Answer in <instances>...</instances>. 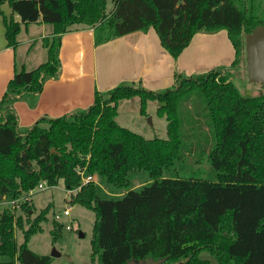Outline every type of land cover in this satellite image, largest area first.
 Returning <instances> with one entry per match:
<instances>
[{
  "label": "trees",
  "instance_id": "16d2710c",
  "mask_svg": "<svg viewBox=\"0 0 264 264\" xmlns=\"http://www.w3.org/2000/svg\"><path fill=\"white\" fill-rule=\"evenodd\" d=\"M257 1L114 0L108 10V0H0L7 46L15 48L22 27L31 23L53 27V34L42 40L47 59L34 69L16 67L1 98L0 203L20 198L43 180L51 186L62 180L68 190H76L72 202L97 216L93 264H126L149 256L172 264H264V93H241L229 67L176 73L175 83L160 90L126 81L105 92L96 90L87 108L42 116L31 126H20L14 107L17 100L40 94L46 80L59 75L61 38L74 24L91 26L97 44L154 27L174 58L197 32L227 29L235 48L231 65H236L245 33L264 24V2ZM194 92L204 96L210 122L201 124L190 114L186 127L181 107ZM134 96L141 98L142 114L150 100L159 102L158 115L167 118L166 138H147L118 123L119 102ZM189 157L197 162L206 157L217 180L173 176L178 162ZM82 170L117 194L106 195L95 180L83 182ZM132 174L147 179L135 186ZM33 207L32 201L22 202L17 216L11 205L0 209V257L11 258L6 263L51 262V255L28 246L43 229L51 205L35 217ZM16 227L24 235L21 244ZM61 228L55 221L54 239ZM203 250L216 262L202 258Z\"/></svg>",
  "mask_w": 264,
  "mask_h": 264
},
{
  "label": "crops",
  "instance_id": "0c3cea01",
  "mask_svg": "<svg viewBox=\"0 0 264 264\" xmlns=\"http://www.w3.org/2000/svg\"><path fill=\"white\" fill-rule=\"evenodd\" d=\"M16 18L19 20L18 15ZM0 21L1 102L16 67L34 69L47 59L48 48L42 40L53 34V27L45 22L22 27L19 43L12 48L6 44L1 15ZM60 47L59 75L47 79L40 94L15 102L21 127L33 125L42 116L58 117L87 108L92 105L96 90L105 92L126 81L160 90L175 83L176 73L192 75L220 66L227 68L235 58L227 30L197 32L176 58L161 44L154 27L97 44L91 26L74 24L62 35Z\"/></svg>",
  "mask_w": 264,
  "mask_h": 264
},
{
  "label": "rangeland",
  "instance_id": "374dc122",
  "mask_svg": "<svg viewBox=\"0 0 264 264\" xmlns=\"http://www.w3.org/2000/svg\"><path fill=\"white\" fill-rule=\"evenodd\" d=\"M260 2H264V0L257 1V4H260ZM112 6L113 0H108L107 9H111ZM4 9H8V3L4 5ZM240 59L238 64L230 65L228 68L233 81L244 95H262L264 93L263 84L250 81L247 75L245 47ZM186 102L181 107L186 127L190 124L187 120L190 114L198 116L201 124L207 125V123L210 122L209 111H207L206 108V100L202 94L194 92L192 98L188 100L190 105H187L188 102ZM140 103L141 98L139 96L121 100L119 102L116 120L118 119L120 124L140 132L147 138H166L168 136L167 118L166 116L158 115L157 107L159 102L157 100H150L144 114L140 113ZM195 159V157H189L184 161H179L177 170L172 175L196 178L202 177L211 181L217 180V171L215 167L208 162L206 157L202 159L201 162H197ZM146 179V175L132 174V180L135 186L142 185ZM95 182H98L99 185L104 187L106 195L112 196L117 194L113 189L107 188L106 185L98 179L97 175ZM72 194L73 193L66 188L65 183L60 180L58 185H47L42 190H36L31 197L27 199L34 204L32 217H35L47 205H51L47 213V219L42 223L43 229L34 233L28 242L30 249L41 255L48 254L52 256L53 249L59 251L61 255L52 256L50 264L93 263L91 260V241L94 236L93 229L97 216L92 209L87 208L79 202H72ZM5 205L10 206L11 204H4L1 202L0 209ZM69 206L71 207L70 214H63V210ZM19 214H21V209L16 211V216ZM57 215H59V218L56 217ZM23 216V218L27 219L25 214H23ZM55 221L62 225L59 236L56 239H54V235H52ZM15 236L18 244L24 241L23 232L18 227L15 228ZM200 256L214 262L217 260L208 250H203ZM9 260H11V258L8 256H1L0 264H9L6 263ZM10 264H19V262L16 261Z\"/></svg>",
  "mask_w": 264,
  "mask_h": 264
},
{
  "label": "water",
  "instance_id": "95a60500",
  "mask_svg": "<svg viewBox=\"0 0 264 264\" xmlns=\"http://www.w3.org/2000/svg\"><path fill=\"white\" fill-rule=\"evenodd\" d=\"M245 58L247 59V75L250 81L260 82L264 86V24H260L244 35ZM52 256H60V252L53 249ZM93 264V263H87ZM126 264H172L165 259H131ZM176 264H179L176 263Z\"/></svg>",
  "mask_w": 264,
  "mask_h": 264
},
{
  "label": "built area",
  "instance_id": "2783aa9c",
  "mask_svg": "<svg viewBox=\"0 0 264 264\" xmlns=\"http://www.w3.org/2000/svg\"><path fill=\"white\" fill-rule=\"evenodd\" d=\"M113 4H114V0H113ZM81 174H82V178H83V182H88V181H94L96 180V175L94 176H88L86 174H84V170L81 171ZM48 184L46 183L45 180L41 181L35 188H32L30 189L27 194L21 196L20 198H17V199H10V201H5L6 204H11L13 210L17 211L18 209L21 208V204L22 202L24 201H27V199H29L31 197V195L36 191V190H42L44 189ZM71 191V190H70ZM73 194L76 193V190L75 191H71ZM71 212V207H66L64 210H63V214L65 215H69ZM56 217L59 218V215H57ZM69 228V226H68Z\"/></svg>",
  "mask_w": 264,
  "mask_h": 264
}]
</instances>
